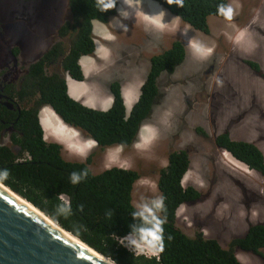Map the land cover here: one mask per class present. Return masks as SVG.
<instances>
[{
	"label": "rangeland",
	"instance_id": "rangeland-1",
	"mask_svg": "<svg viewBox=\"0 0 264 264\" xmlns=\"http://www.w3.org/2000/svg\"><path fill=\"white\" fill-rule=\"evenodd\" d=\"M229 2L235 10L233 20L209 16V35L178 25L168 28L175 32L166 36L159 28L133 14L137 10L148 14L165 11L164 19L171 22L174 15L154 0H142L141 8L136 10L127 9L124 0H119L118 13L111 16L109 22H94L97 51L83 61V72L90 82L85 81L87 89L81 92L87 99L92 93L89 98H93L94 105H100L94 103L98 95H102L101 101L107 102L103 95L106 91L97 85L109 90L117 74L119 79L124 76L126 80L135 79V82L126 81L125 85L138 88L141 78L138 69L147 74L150 57L177 38L184 43L195 38L214 49L208 58L197 59L188 47L185 60L174 72L161 75L154 112L146 121L150 124L147 129L155 132L153 139L146 141L145 133L144 140L137 145L98 151L92 141L86 142L79 133L73 135L70 127H56L52 114L41 117L44 131L46 128L48 133L54 134L55 129L64 132L62 138L53 135L57 139H50L63 145L66 159L86 161L93 153L89 164L94 172L111 166L141 172L133 193L137 207L161 198L159 169L167 165L171 151L186 150L191 164L183 183L196 187L201 195L180 207L177 226L189 236L204 232L205 236L218 239L224 248H230L234 238L246 235L251 225L264 224V176L222 151L215 142L217 134L227 132L234 139L255 143L264 153V85L251 79L254 71L245 63L248 58L257 56L264 64V0ZM123 9L130 12V18L119 16ZM114 18H119L127 29L119 24V31L108 26L115 38L107 39L105 24L113 22ZM238 28L246 29V36L240 43L232 42L229 32ZM105 73L111 75L109 79L102 77ZM259 76L263 77L264 71ZM129 90L132 89L127 93ZM130 109L129 106L127 113ZM71 134L74 137L69 139ZM235 252L244 264H264V257L252 251L236 247Z\"/></svg>",
	"mask_w": 264,
	"mask_h": 264
},
{
	"label": "trees",
	"instance_id": "trees-1",
	"mask_svg": "<svg viewBox=\"0 0 264 264\" xmlns=\"http://www.w3.org/2000/svg\"><path fill=\"white\" fill-rule=\"evenodd\" d=\"M155 1L205 33H210L208 17H223L218 14V7L228 5L227 0H183V7L169 4L167 0ZM71 6L78 33L63 67L72 77L84 80L80 59L96 51L94 21L108 22L116 14L118 0L116 8L107 12L99 11L97 0H71ZM67 28L62 31L63 35ZM185 55L184 44L177 40L169 49L151 58L141 95L129 114L120 81L111 82L114 101L109 109L103 110L72 98L61 74L44 77L46 84L35 105L23 109L14 122L17 130L12 134V144L0 143V170L6 169L9 173L2 183L117 264H244L235 252L236 247L264 257V224L251 225L246 235L231 241L230 248H224L216 238H208L203 232L189 236L177 226L180 207L201 195L196 187L183 184L190 167L186 150L171 151L168 164L160 169L158 187L163 207L155 214L162 222L163 251L157 249V255H135L119 243L118 237L127 236L132 224H141L132 217L137 210L134 187L141 172L122 166L94 172L89 164L93 153L86 161L68 160L63 155L62 144L45 139L39 111L49 105L65 125L78 129L85 139L95 141L98 151L117 145L131 146L158 95V77L164 71L173 72ZM249 65L258 68L253 61ZM10 120L0 111V137L1 130L11 125ZM215 140L219 147L264 176V153L255 143L232 139L227 132L218 134ZM14 145L19 147L18 152L12 149ZM73 173L81 177L78 183H72ZM62 194L71 207L68 215L58 212L63 203Z\"/></svg>",
	"mask_w": 264,
	"mask_h": 264
},
{
	"label": "flooded vegetation",
	"instance_id": "flooded-vegetation-1",
	"mask_svg": "<svg viewBox=\"0 0 264 264\" xmlns=\"http://www.w3.org/2000/svg\"><path fill=\"white\" fill-rule=\"evenodd\" d=\"M61 1L0 0V111L11 119V125L1 130V144H12V134L17 130L14 122L23 109L35 105L46 84L44 77L69 74L63 61L78 32L71 0ZM45 21L49 22L43 26ZM142 127L145 129L143 123L134 141L136 145L144 140V129L140 137ZM13 147L19 151L18 146Z\"/></svg>",
	"mask_w": 264,
	"mask_h": 264
},
{
	"label": "clouds",
	"instance_id": "clouds-1",
	"mask_svg": "<svg viewBox=\"0 0 264 264\" xmlns=\"http://www.w3.org/2000/svg\"><path fill=\"white\" fill-rule=\"evenodd\" d=\"M155 1V0H154ZM228 1V5H223L221 4L219 7H218V14L223 16L225 20H228V21H232L233 20V17L235 15V10L233 8V6L231 5V3ZM157 2V1H156ZM167 2L169 4H173L175 3L177 6L179 7H183V0H167ZM124 3L127 5V9H133V10H136V9H139L141 8V5H142V0H124ZM159 3V2H157ZM97 5L99 7V11L100 12H107L108 10H111V9H115L116 6H117V0H97ZM159 5L161 6L162 4L159 3ZM119 0H118V6H117V11H116V14L118 13V10H119ZM125 7V6H124ZM161 7H164V9L166 8L164 5H162ZM126 8V7H125ZM127 9H123L120 11L119 13V16L120 17H123L124 19H128L130 18V12L127 10ZM169 12H171L173 15H174V19L170 22V23H164V18L166 16V12L165 11H159L158 13H154V14H146L144 13L142 10L140 11H136V16L137 18H140L142 17L145 21H147L148 23L154 25V26H157V27H160V28H164V27H167L168 25H175L178 27V25L182 26L184 29H187V30H193V31H198V32H201V33H204L206 35H209L211 33V26H210V33H205V32H202L200 30H197L195 29L190 23L184 21L180 15L170 11L168 8H166ZM115 14V15H116ZM114 16V15H113ZM177 16V17H176ZM211 16V15H210ZM217 16V15H215ZM219 17V16H218ZM223 17H220V18H223ZM95 22V21H94ZM101 22V21H100ZM109 22V21H108ZM208 22H209V17H208ZM101 23H104V22H101ZM107 23V22H105ZM117 24H119V27L123 28V29H127V26L124 25L122 23V21L119 19V18H114L113 22L109 23V24H105V34H106V38L107 39H114L115 38V33H113L110 28L108 26H111V27H117ZM246 29L244 30H240L239 33L237 34V36L235 37V42L236 43H240V41L243 39L244 35L246 34ZM230 33V32H229ZM187 33L185 32V35ZM93 35H94V30H93ZM181 41L180 39H176L174 41ZM96 41V40H95ZM173 41V42H174ZM173 42L170 44V46L166 47L164 50H162L161 52H157L155 54H153L151 57H150V63L148 65V69L150 71V68H151V58L156 55V54H160L164 51H166L167 49H169ZM182 42V41H181ZM233 42V41H232ZM231 42V43H232ZM184 44V47H185V51H186V54H187V48L189 47L191 52H192V55L197 58V59H206L208 58L209 56H211V54L213 53L214 49L211 48V47H207L205 46L202 42L198 41L197 39L195 38H191L188 41H185L182 42ZM96 51H97V43H96ZM95 51V52H96ZM95 54V53H94ZM93 55V54H92ZM85 56V55H84ZM91 56V55H90ZM82 58V57H81ZM186 58V55L183 59V61L185 60ZM182 61V62H183ZM250 61H253L255 62L257 65H258V68H253L251 65H249V62ZM181 62V63H182ZM180 63V64H181ZM245 63H247L249 65V67L254 71V75L251 76V79L257 81V82H262V84L264 85V79L259 77V73L261 71H264V64L262 63V61H260V59L257 57V56H253L251 58H248ZM80 64L82 66V63H81V59H80ZM179 66V64L175 67V69ZM82 69H83V66H82ZM174 69V70H175ZM84 71V70H83ZM148 71V73H149ZM164 72H167V71H164ZM163 72V73H164ZM174 72V71H173ZM147 73V74H148ZM162 73V74H163ZM169 73H172V72H169ZM138 74V73H137ZM147 74H144L143 71H141L139 75H141V78L139 79V82H138V88H139V93H137L136 97V101L134 102V104L132 105L131 109H130V112L132 111L134 105L136 104V102L139 100V97L141 95V89H142V85L144 84L145 80H146V77H147ZM161 74V75H162ZM161 75L158 77V81L161 77ZM63 76L65 77L66 81H67V87H68V92H69V84H68V78L71 77V78H74L72 77L70 74H65L63 73ZM137 76V77H138ZM143 76V77H142ZM76 79V78H74ZM86 79V77L84 78V80ZM119 79V78H118ZM127 77L124 76V79L122 80H117L115 79L114 81H120L121 82V89H122V94H123V97H124V100H125V106H126V111H127V105H126V98H125V82L126 81H129V82H135L136 80L133 79V80H126ZM78 80V79H76ZM80 81H83V80H80ZM140 86V87H139ZM128 89L129 88H135V87H131V86H127ZM159 87V85H158ZM110 89V88H109ZM137 89V88H135ZM160 90V88H159ZM111 92V90H110ZM112 94V92H111ZM69 95L76 99L75 97H73L70 92H69ZM113 96V94H112ZM80 102H82L81 100L79 99H76ZM113 101H114V96H113V100H112V104H113ZM84 103V102H82ZM85 104V103H84ZM111 104V106H112ZM87 105V104H85ZM110 106V107H111ZM92 107V106H91ZM109 107V108H110ZM46 108H49L51 109L58 117L59 115L54 111V109L49 106V105H46L41 113H40V122L42 124V120H41V117H42V114L43 112L46 110ZM95 108V107H93ZM108 108V109H109ZM97 109H100V108H97ZM103 110H107V109H103ZM51 113V112H50ZM128 113V114H129ZM149 117L147 116L145 118V120L143 121V125L145 127H149L150 124L146 123V121H148ZM67 125V124H66ZM43 126V125H42ZM69 126V125H68ZM71 127V126H69ZM73 129H75L76 131L79 132V134H82L78 129L74 128V127H71ZM45 132V131H44ZM77 132V133H78ZM222 133H225V132H222ZM221 134V133H219ZM83 135V134H82ZM218 135V134H217ZM216 135V137H217ZM84 136V135H83ZM231 136V135H230ZM215 137V139H216ZM232 139H234L232 136H231ZM45 139L49 142H57V141H53L52 139H50V137L48 135H46L45 133ZM237 140V139H235ZM216 142V140H215ZM250 142V141H248ZM134 145V143H133ZM95 147H97L96 145V142L94 144ZM127 147V146H126ZM125 147V148H126ZM219 147V146H218ZM111 148H117L119 150H122L123 147L121 145H117V146H114V147H108L106 148L105 150L107 149H111ZM222 151H226L228 152L231 156L232 154L219 147ZM189 154V153H188ZM190 157V156H189ZM234 159H236L234 156H232ZM237 161L241 162L240 160L236 159ZM243 163V162H241ZM167 164H168V157H167ZM190 164H191V159H190ZM245 164V163H243ZM246 165V164H245ZM247 166V165H246ZM113 167V166H111ZM109 167V168H111ZM123 167V166H122ZM166 167V166H164ZM163 167V168H164ZM248 167V166H247ZM190 168V167H189ZM249 168V167H248ZM161 169V168H160ZM159 169V170H160ZM188 172V171H187ZM259 173V172H258ZM187 174V173H186ZM185 174V175H186ZM261 174V173H260ZM8 171L6 169H2L0 170V182H3L5 180H7L8 178ZM262 175V174H261ZM160 176V174H159ZM185 178V176H184ZM72 183H78L81 179V177L76 174V173H73L72 174ZM159 179V177H158ZM184 180V179H183ZM184 184V183H183ZM60 199L63 201V203L59 206L58 208V212L62 215H68L71 213V207L70 205L68 204V202L64 199V196L63 194L61 195ZM191 202V201H190ZM163 207V198H160L159 200H155L153 201L151 204L149 203H143L141 205H139L137 207V210L134 211L132 213V217L134 220H139L141 222V224L139 226H137L135 223L131 225V232L125 236V237H118V240H119V243L125 247H127L130 251H132L135 255H140V254H147L149 252H153L155 254L153 255H157V249L159 251H163V235H162V227H161V224L162 222L160 220L157 219V216H156V210L158 209H161ZM257 224V223H256ZM261 224V223H260ZM250 228V227H249ZM204 233V232H203ZM205 235V234H204ZM207 237V236H206ZM242 237V236H241ZM209 238V237H208ZM237 238V237H236ZM218 240V239H217ZM219 241V240H218ZM220 242V241H219ZM222 245V244H221ZM263 251V250H262ZM254 253V252H253ZM256 254V253H255ZM147 255H150V254H147Z\"/></svg>",
	"mask_w": 264,
	"mask_h": 264
},
{
	"label": "water",
	"instance_id": "water-1",
	"mask_svg": "<svg viewBox=\"0 0 264 264\" xmlns=\"http://www.w3.org/2000/svg\"><path fill=\"white\" fill-rule=\"evenodd\" d=\"M64 1L67 0L61 2ZM64 12L62 9V19ZM48 22L45 21L43 26ZM141 71L139 68L137 73L139 74ZM157 84L159 85V81ZM158 95L148 117H151L154 112ZM145 130L147 132L146 137L149 135L146 141L153 139L154 130H148L147 127ZM139 148H142V144ZM12 149L15 151L14 147ZM28 203L36 207L32 202L0 182V264H111L93 253L91 246L63 228L38 207L36 208L49 217L52 222L57 223L62 230L36 213L27 205ZM67 232L72 237L67 235ZM100 254L117 264L113 259Z\"/></svg>",
	"mask_w": 264,
	"mask_h": 264
},
{
	"label": "crops",
	"instance_id": "crops-1",
	"mask_svg": "<svg viewBox=\"0 0 264 264\" xmlns=\"http://www.w3.org/2000/svg\"><path fill=\"white\" fill-rule=\"evenodd\" d=\"M138 11V10H137ZM140 11V10H139ZM144 13H146V14H148L147 12H144ZM134 15H136V12H134L133 13ZM149 15H151V13H149ZM177 17V16H176ZM140 18H142V17H140ZM143 19V18H142ZM99 23H101V22H99ZM164 23H170V21H167V20H165L164 19ZM175 25H168L167 27H164V28H160V27H156V28H159L160 30H161V32L162 33H164L166 36L167 35H169V34H172V33H174L175 31H172V30H167L168 28H172V27H174ZM112 28V27H111ZM113 29L114 30H116V31H119V28L118 27H113ZM240 30V28H238V29H235V30H232L231 32H230V34L232 35V40H233V42H235V37L237 36V31H239ZM171 32V33H170ZM246 35H244V37H245ZM244 37H243V39H244ZM242 39V40H243ZM242 40L240 41V42H242ZM87 57H92V56H90V55H85V56H83L82 58H81V63H82V66H83V70H84V63H83V61H84V59L85 58H87ZM98 70H101L102 68L101 67H98L97 68ZM118 75L119 74H117V76H116V78L115 79H118L119 77H118ZM111 75H109V74H106L105 73V75L104 76H102V77H105L106 79H109V77H110ZM101 77V78H102ZM86 79L87 80H83V81H80V80H76V79H74V78H71V77H69L68 78V84H69V92H70V94L73 96V97H75L76 99H79V100H81L82 102H84L85 104H87L88 106H92V107H95V108H100V109H108L110 106H111V104H112V100H113V96H112V94H111V92H110V89L109 90H107L104 86H102V85H100V84H98L97 85V88H101V89H103V90H105L106 92L103 94V95H105V98H106V100H107V102H108V105H106V106H103L102 104H107V102H105V101H101L100 99H101V96H96L94 99H98L97 100V102H94V103H96V104H100V105H94L93 104V98H89V97H91L92 96V93H90V94H88V99L87 98H85L84 97V95H82L81 94V92H82V90L84 89V88H86L87 89V86H86V82H90L89 81V79L86 77ZM86 81V82H85ZM96 87V86H95ZM129 89H132V90H129V93H127V90H128V87L127 86H125V98H126V105H127V108L130 106V108L132 107V105L134 104V102L136 101V99H137V97H136V95H137V93H139V88H137V89H135V88H129ZM51 112V113H50ZM47 113V115H49V114H52V116L51 117H53V119H54V121H55V125H56V127H60L61 129H63L64 127H69V126H67V125H65L61 120L59 121V123L57 122V120L58 119H60L51 109H49V108H46V110L43 112V116L45 115ZM43 122L45 123V119L43 118ZM71 128V127H70ZM71 129H73V128H71ZM45 133H46V135H48L49 137L51 136V138H55V139H57V137H54L53 136V133H48V129L46 130V128H45ZM62 133H64V132H61L60 130H58V129H55V133H54V135H56V136H58L59 138H62ZM75 133H77V131L75 130V129H73L72 130V134L74 135ZM79 133V132H78ZM70 135L68 138L69 139H71V138H73L74 136L73 135ZM66 136L68 135V133H66L65 134ZM87 141H92L93 142V144H95V141H93V140H86V142ZM77 148L80 150L81 149V147L80 146H77ZM82 150H83V148H82Z\"/></svg>",
	"mask_w": 264,
	"mask_h": 264
},
{
	"label": "bare ground",
	"instance_id": "bare-ground-1",
	"mask_svg": "<svg viewBox=\"0 0 264 264\" xmlns=\"http://www.w3.org/2000/svg\"><path fill=\"white\" fill-rule=\"evenodd\" d=\"M139 11V10H138ZM155 27H157V26H155ZM162 29V28H161ZM186 33H189V31L188 32H186ZM237 33H238V31H237ZM56 126V125H55ZM52 127V126H51ZM144 131H146L145 129H144ZM62 132V131H61ZM142 133H143V130L141 129V131H140V135H142ZM51 134V133H50ZM146 134H147V132H146ZM54 135V134H53ZM63 136V135H62ZM66 136V135H65ZM51 137V136H50ZM147 137H149V136H147ZM20 199H22L21 197H19ZM23 202H25L24 200H22ZM25 203H27V202H25ZM27 205H29V207L30 208H32L33 210H35L36 211V213H39V215H41L43 218H45V219H48L51 223H53V225H55V226H57V228H59V229H61L62 230V228L58 225V224H56V223H54V222H52L51 220H50V218L49 217H47V216H45L40 210H38L36 207H34L33 205H31V204H27ZM67 235H69V236H71L72 237V235L70 234V233H66ZM74 238V237H73ZM92 251H93V253H95V254H97L99 257H101V258H103L105 261H107V262H109V263H111V264H114V263H112L110 260H108V258H105L104 256H102L100 253H98L97 251H95L94 249H92Z\"/></svg>",
	"mask_w": 264,
	"mask_h": 264
}]
</instances>
